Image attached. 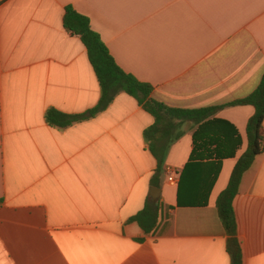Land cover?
Masks as SVG:
<instances>
[{
    "label": "crops",
    "instance_id": "0c3cea01",
    "mask_svg": "<svg viewBox=\"0 0 264 264\" xmlns=\"http://www.w3.org/2000/svg\"><path fill=\"white\" fill-rule=\"evenodd\" d=\"M67 7L171 108L246 98L264 76V0H0V264H232L217 204L255 108L149 141L155 117L122 93L92 119L51 127L49 109L83 114L101 99ZM233 206L243 264H264V153ZM147 207L159 216L151 235L134 221Z\"/></svg>",
    "mask_w": 264,
    "mask_h": 264
},
{
    "label": "trees",
    "instance_id": "16d2710c",
    "mask_svg": "<svg viewBox=\"0 0 264 264\" xmlns=\"http://www.w3.org/2000/svg\"><path fill=\"white\" fill-rule=\"evenodd\" d=\"M64 27L73 36H79L87 48L90 62L100 83L101 99L94 109L83 114H67L54 108L49 109L45 114V120L51 127L66 129L76 123L92 119L108 109L114 99L122 93L136 98L144 109L155 117V125L145 133L149 141L158 133H166L168 130L175 129L180 123L189 121L203 123L228 107L250 105L255 108V115L247 127L248 149L238 161L229 186L220 196L217 204L223 226L230 237L228 251L232 264H243L242 250L237 239V222L233 203L244 174L250 170L256 157L264 153V76L258 89L246 98L221 106L197 110L171 108L152 97L153 86L140 82L117 64L100 36L92 30L88 17L79 14L72 7H67ZM164 119L168 120V126L163 125ZM240 143L239 137V145ZM156 158L159 161L157 173H160L162 157L157 154ZM134 221L140 224L147 235H151L158 228L159 216L155 210L147 207L134 218Z\"/></svg>",
    "mask_w": 264,
    "mask_h": 264
},
{
    "label": "built area",
    "instance_id": "2783aa9c",
    "mask_svg": "<svg viewBox=\"0 0 264 264\" xmlns=\"http://www.w3.org/2000/svg\"><path fill=\"white\" fill-rule=\"evenodd\" d=\"M169 182L173 185H176L178 182V178L175 176L173 172H171V175L169 177Z\"/></svg>",
    "mask_w": 264,
    "mask_h": 264
}]
</instances>
